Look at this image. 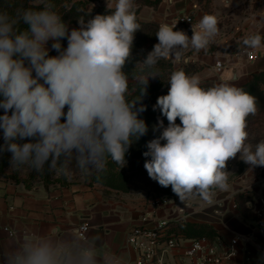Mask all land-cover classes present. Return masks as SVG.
Returning <instances> with one entry per match:
<instances>
[{
  "label": "clouds",
  "instance_id": "1",
  "mask_svg": "<svg viewBox=\"0 0 264 264\" xmlns=\"http://www.w3.org/2000/svg\"><path fill=\"white\" fill-rule=\"evenodd\" d=\"M38 3L14 14L0 10V152L12 154V166L37 172L47 165L67 174L73 161L84 174L102 173L109 162L123 168L131 145L148 131L140 102L149 78L160 77L156 66L169 58L179 63L188 48L206 51L218 33L217 17L204 14L191 37L161 24L158 43L136 63L142 65L136 77L143 85L140 98L130 100L124 66L140 31L134 0H106L105 14L80 17L71 30L54 0ZM261 40L251 34L243 44L256 48ZM49 41L56 55L49 54ZM166 83L168 92L153 110L168 123L158 121L154 130L162 131L143 153L149 178L171 186L180 202L198 196L212 203L214 189L228 188V160L239 154L245 164L264 167V139L253 144L247 131L248 118L259 111L254 95L228 83L204 88L198 74L179 68ZM17 138L27 142H13ZM98 249L97 238L79 229L60 236L32 233L0 250V259L2 264H124L114 252Z\"/></svg>",
  "mask_w": 264,
  "mask_h": 264
},
{
  "label": "crops",
  "instance_id": "2",
  "mask_svg": "<svg viewBox=\"0 0 264 264\" xmlns=\"http://www.w3.org/2000/svg\"><path fill=\"white\" fill-rule=\"evenodd\" d=\"M246 1L230 0L226 3L224 0L228 4L224 5L223 0H216L215 9L217 12L219 8L229 12ZM186 14L193 15L195 19L191 26L182 30L191 37L192 32L189 31L192 26L205 14L199 9L197 0H162L158 7L143 5L139 18L174 27L179 15ZM234 21H240L246 34L264 36V1ZM68 27L69 30L76 28L74 25ZM214 45L218 48L199 52L192 48L183 50L179 63L174 58L170 59L176 68L186 63L199 66L195 74L201 77L202 83L214 85L228 83L238 87L246 83L253 73L264 69L262 42L259 47L247 48L257 53L254 59H250L244 50L233 53L223 50L221 42ZM261 129L259 140L264 139V123ZM242 172L237 189L232 196L222 200L223 203L220 202V209L215 207L214 212L206 213L208 217L201 218L197 202L187 203L186 207L178 209L182 214L176 220L210 222L217 228L219 237L225 240L241 234L243 238L239 241L234 264H264V232L259 231L254 218V210L264 200V167L253 168L246 164ZM240 192L249 197L245 215L236 208L234 197ZM122 193L99 184L90 185L86 181L70 185L35 183L27 187L22 182L0 179V250L18 244L27 234L53 233L60 236L79 229L81 234L97 238L98 251L114 252L124 264H133L137 253L126 241L129 230L136 225L156 224L168 210L157 209L155 212L151 206L139 207V204L127 201ZM82 226L87 229L82 230ZM169 261L171 264H188L177 254Z\"/></svg>",
  "mask_w": 264,
  "mask_h": 264
},
{
  "label": "trees",
  "instance_id": "3",
  "mask_svg": "<svg viewBox=\"0 0 264 264\" xmlns=\"http://www.w3.org/2000/svg\"><path fill=\"white\" fill-rule=\"evenodd\" d=\"M92 0H54L56 5V10L63 17L64 21L69 25H74L76 28L79 27L78 18L85 17L89 18L90 15L95 16L96 14H105L106 5L94 6L88 8V4ZM162 0H134L135 3V15L137 17V22L140 24V31L135 34V39L132 48V59L126 63L124 66V71L127 73L129 78V92L130 100H135L140 98L143 85L138 83L136 77L140 74V68L142 65L136 64L146 58L148 52L153 49V46L158 43L156 38V32L161 25L157 21H143L139 18V11L143 5L158 7ZM199 4L202 5V0H199ZM207 4V3H206ZM206 4L204 7L206 8ZM28 7H39L38 0H0V10H7L9 13H15L17 9L28 8ZM191 23L186 24L184 22H177L174 25V30L187 29L194 22V16L190 15ZM261 42L264 43V36H261ZM63 47H67V40L62 43ZM247 48L243 43L236 45L235 49L233 47L225 48L228 52H240ZM50 55H56L55 50L50 49ZM159 70L160 77L149 78L146 94L142 98L141 102L146 106V110L140 114V118L146 122L148 126L147 133L135 141L129 148L126 154L127 164L145 162L146 157L143 153L147 151L146 144L148 141L157 138L160 135L162 129L154 130V126L158 125L159 120L164 121V126H167V120L163 117L159 109L153 110V105L156 104V100L161 95H166L168 92L169 85L166 83L172 71L178 69L175 67L172 59L161 60L156 66ZM183 69L189 75L195 74L199 66L193 65L191 63H186L179 67ZM146 74V73H145ZM202 87L208 88L215 86L211 82H204L201 84ZM243 88L245 91L251 93L257 98L259 111L255 116L248 118V127L252 126L256 121L264 116V69L252 74L251 78L244 84L238 86ZM139 107V104L137 105ZM0 115H3V109H0ZM177 123H180L177 119ZM19 144L27 142L26 140L16 139ZM10 157V152H5L3 156V163L0 165V169L3 170L6 164H8ZM45 170H49L48 166H44ZM85 181L90 184H99L106 188L113 189L118 192H129L130 191V176L127 170L123 167L120 168L119 165L109 162L107 164L106 170L102 173H92L86 176ZM17 182H22L25 186L30 187L33 185L32 181L28 179L20 180ZM60 182L50 181L45 179L44 184L50 185L49 183ZM61 185H70L71 182L65 181L60 183ZM168 193L174 195L173 191L169 190ZM236 208L245 215L247 211V202L249 197L243 192L237 193L235 195ZM168 229L167 233L173 234L175 236L182 235L186 238L196 239V238H208L214 240L219 236L217 228L207 221H189V220H170L167 223Z\"/></svg>",
  "mask_w": 264,
  "mask_h": 264
},
{
  "label": "rangeland",
  "instance_id": "4",
  "mask_svg": "<svg viewBox=\"0 0 264 264\" xmlns=\"http://www.w3.org/2000/svg\"><path fill=\"white\" fill-rule=\"evenodd\" d=\"M264 0H248L246 2H242L238 6H235L231 11L225 12L220 8L217 12L215 9L216 0H202V5L199 4V0H197L199 9L203 11L205 14L215 15L218 20V33L214 37L212 43L209 45L207 50H212L218 48L214 43L221 42L223 44V50L225 48L233 47L235 49L236 45H240L243 43V39L248 36L245 33L244 29L241 27V23L234 21V19L238 17H242L243 14L249 13L256 9L260 3ZM105 0H92L88 4V8H92L94 6L103 5ZM207 3V4H206ZM206 4V8L204 5ZM224 5H228L224 2ZM253 6V8H252ZM183 30H186L183 29ZM63 43V41H61ZM52 41L48 42V47L51 49ZM248 48V47H247ZM245 48V49H247ZM244 49V50H245ZM264 123V116L261 117L258 121H256L252 126L247 128V131L250 134V140L254 144L259 140L258 135L262 131V124ZM16 143L17 140L13 141ZM4 144L3 134L0 131V145ZM6 151L0 152V165L3 163V156ZM11 156L10 153L8 164L4 167L3 170L0 169V179H7L13 182H17V179L24 180L28 179L35 183H43L45 179H49L50 181H59L49 184H60L66 179L71 183L83 182L86 179L88 174L82 173L75 165L73 161L69 165V171L67 174L63 172L58 173L55 170H45L35 171L29 166L22 167H14L11 164ZM145 162L126 164L124 168L127 170V173L130 176V191L124 192L121 195L127 199V201L135 204H139L144 208L147 206H151L155 212L157 209H165L168 210L165 217L161 220H176L177 217H180L182 214L179 212V208L186 207L187 203L193 204V202L199 203L198 208L201 211L200 217L205 218L208 217L206 213L214 212L215 207L220 209V202L227 198L229 195L232 196L235 189H237V184L239 181L240 175L245 170L246 164L240 159L239 154L235 158H232L226 162V171L229 172L228 176V188L226 190L214 189L212 192V203H207L201 198L194 197L185 202H180L179 198L174 194L168 193L169 190L172 191L171 186L165 188L160 186L156 181L149 178L147 171L144 168ZM93 172V171H92ZM91 172V173H92ZM236 195V194H235ZM223 203V202H222ZM190 207H194L190 206ZM181 213V214H180ZM183 220V219H180ZM187 262L188 259H185Z\"/></svg>",
  "mask_w": 264,
  "mask_h": 264
},
{
  "label": "built area",
  "instance_id": "5",
  "mask_svg": "<svg viewBox=\"0 0 264 264\" xmlns=\"http://www.w3.org/2000/svg\"><path fill=\"white\" fill-rule=\"evenodd\" d=\"M177 22L190 24L191 17L188 14L179 15ZM244 51L250 59L257 56L254 50ZM254 218L259 231L264 232V200L254 210ZM167 223L166 220H160L152 226L141 224L129 230L126 241L137 253L133 264H171L169 259L174 258L175 254L188 259V264H234L243 235L237 234L230 240L219 236L214 240L190 239L182 235H169ZM81 229L85 230L87 227L82 226Z\"/></svg>",
  "mask_w": 264,
  "mask_h": 264
},
{
  "label": "water",
  "instance_id": "6",
  "mask_svg": "<svg viewBox=\"0 0 264 264\" xmlns=\"http://www.w3.org/2000/svg\"><path fill=\"white\" fill-rule=\"evenodd\" d=\"M189 32L191 33L192 32V29ZM62 41L64 42L65 40H62ZM185 61L187 62L188 59L186 58ZM196 205H199V203H196Z\"/></svg>",
  "mask_w": 264,
  "mask_h": 264
}]
</instances>
